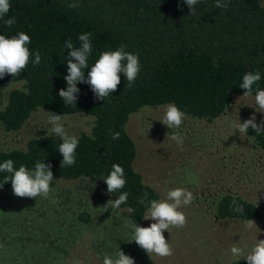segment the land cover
<instances>
[{
	"label": "trees",
	"instance_id": "obj_1",
	"mask_svg": "<svg viewBox=\"0 0 264 264\" xmlns=\"http://www.w3.org/2000/svg\"><path fill=\"white\" fill-rule=\"evenodd\" d=\"M72 2L10 0L9 13L0 19V34L9 37L21 31L28 34L31 38L28 47L33 54L39 51L41 63L34 66L33 55L20 76L5 75L0 79V86L21 82L20 87L7 93L6 103L0 108V126L7 132L19 130L34 110L44 108L56 114L81 112L90 116L94 125L91 135L87 132L78 135L77 160L71 167H61L63 157L58 148L62 141L50 134L31 137L24 148L0 150V163L11 159L16 169L21 164L33 169L37 160H45L52 166L53 178L102 179L106 192L104 178L114 163L120 164L125 170L126 186L107 193L115 200L127 192V203L120 208L127 209L128 219L142 226L147 209L139 203L140 198L144 192L150 200L159 199L160 195L144 183L134 168L137 146L127 131L130 115L143 107L173 103L190 117L212 122L226 112L234 95L244 94L239 85L245 73L259 71L258 85L264 89V5L259 0H230L225 10L216 8L215 0H203L196 6V14L190 15L183 0H78L79 7L75 9L67 6ZM13 17L16 23L7 26L4 20ZM88 32L92 33L93 45L90 67L100 53L123 44L126 51L139 55L141 70L130 87L121 73L117 91L105 101L96 100L89 85L78 83L81 91L76 105L66 106L58 95L60 89L67 87L64 77L68 74L70 50L65 49V42L70 40L74 47H79L78 37ZM214 62L218 67H214ZM88 71L90 68L85 69V78ZM110 130L119 132L120 138L113 140ZM247 135L264 151V132L255 133L249 128ZM6 176L10 174L0 172L1 195L13 194L11 181L4 183ZM233 198L245 208L243 214L230 208ZM213 212L223 221L257 222L263 216L252 200L229 191L214 198ZM36 215L41 225L53 216L58 223L69 226L68 218L61 221L51 213L42 217L38 211ZM76 218L86 222L90 214L81 211ZM73 233L71 230V236ZM68 238L65 236L66 241ZM225 264H247V261L241 256Z\"/></svg>",
	"mask_w": 264,
	"mask_h": 264
},
{
	"label": "rangeland",
	"instance_id": "obj_2",
	"mask_svg": "<svg viewBox=\"0 0 264 264\" xmlns=\"http://www.w3.org/2000/svg\"><path fill=\"white\" fill-rule=\"evenodd\" d=\"M259 2L264 5V0ZM20 86L21 82L0 86V108L8 91ZM242 96L234 95L226 112L212 122L187 115L179 129H168L160 121L165 105L143 107L129 117L127 131L137 146L134 168L144 183L158 191L159 199L176 187H186L196 197L181 209L188 220L186 227L164 232L174 255L149 256L132 241V232L126 227L127 209L105 211L103 207L113 198L102 179L53 178L54 191L47 199L0 194V202L8 204H0V264H74L77 259L83 264H102L103 253L118 248L134 258L135 264H225L236 258L230 252L235 243L245 254L250 252L256 239L264 240V151L256 147L252 136H240L235 125L254 112L259 123L264 113L258 112L252 95ZM47 112L54 113L37 108L16 131L7 132L0 126V150L24 148L31 137L52 135L47 131L51 127ZM58 115L65 116L70 134L78 136L92 125V118L81 112ZM177 133L184 138L182 145L170 139ZM191 174L197 183L186 182ZM223 191L239 193L258 205L263 216L255 222L257 227L247 229L243 221H223L215 216L213 200ZM36 211L42 217L51 213L61 221L68 218L69 226L53 216L41 225ZM81 211L90 214L88 221L77 220ZM32 220L35 223L29 222ZM153 222L143 220L141 227ZM65 236L71 237L66 241Z\"/></svg>",
	"mask_w": 264,
	"mask_h": 264
},
{
	"label": "clouds",
	"instance_id": "obj_3",
	"mask_svg": "<svg viewBox=\"0 0 264 264\" xmlns=\"http://www.w3.org/2000/svg\"><path fill=\"white\" fill-rule=\"evenodd\" d=\"M188 6L190 15L196 14V6L203 0H183ZM230 0H215V7L227 10ZM70 8L79 7L78 0L67 5ZM10 0H0V19H3L10 11ZM4 23L11 27L16 23L15 18L4 20ZM92 33H84L78 37L80 41L79 47H74L69 40L65 42V49L68 52L67 59V75L64 77L67 87L59 90V97L64 101L66 106L76 105L79 98L80 89L78 83H85L90 86L96 100L105 101L113 92L117 91L118 85L121 83L120 74L123 73L128 86L130 87L137 79L141 70L140 59L137 53L126 51V46L121 44L115 50H106L100 53L99 58L90 67L88 60L93 52L91 41ZM31 38L25 32H19L16 35L6 36L0 34V79L5 75H11L14 78L21 75V72L28 66L32 56L35 59L33 65L41 63V55L39 51L33 54L28 45ZM214 67L218 65L214 62ZM90 68L85 78V69ZM261 80L259 71H249L243 75L242 83L239 85L244 89L242 97H248L253 94L255 86V103L264 113V89H261L258 82ZM187 119V115L178 106L169 103L164 106V116L160 120L168 129H179L183 122ZM47 123L51 127L47 130L55 137L60 138L62 143L59 145L58 151L62 155L61 167H71L76 163V150L79 145V137L76 134H70L65 126V116L47 112ZM94 125H90L84 129L91 135ZM240 136H246L249 128L255 133L264 132V119L259 123L256 121L255 112L251 117L241 123L235 125ZM111 138L118 140L119 132H111ZM170 139L175 141L177 145L184 143V138L180 134H173ZM45 161V160H44ZM37 160L34 168L29 169L21 164L18 169L14 167L11 159L0 163V172H7L10 176L4 178V183L11 181L13 194L20 198H42L47 199L54 191L51 187L53 172L51 164ZM107 185L108 193H115L125 188L127 180L125 170L120 164L114 163L111 172L104 178ZM187 183H197V178L191 174L186 181ZM3 183V184H4ZM3 185H0L2 187ZM95 187V185H94ZM128 193L122 192L117 199L109 200L105 206V211L109 208L112 211L119 209L122 204L127 203ZM196 197L192 191L186 187H176L167 191L162 199H149V194L144 192L139 203L146 206V214L144 220L154 221L148 227H141L136 222L126 220V227L132 232V241L145 250L149 256L155 254L158 257L166 258L174 255V248L164 236L165 230L169 232L170 228L182 229L186 227L188 220L186 214L181 211L182 208L190 206ZM230 208L240 214L245 212V208L238 204L233 198ZM132 211V209H129ZM247 229L257 227L254 220L249 219L245 222ZM131 241V242H132ZM233 257H243L247 264H264V240H257L251 251L245 254L244 249L239 247L237 243L233 244L230 249ZM74 264H83L81 260H75ZM102 264H135L134 258L126 255L122 250L112 253H103Z\"/></svg>",
	"mask_w": 264,
	"mask_h": 264
}]
</instances>
